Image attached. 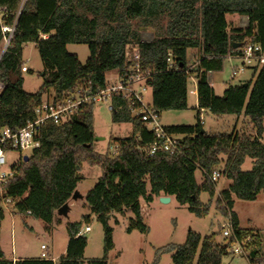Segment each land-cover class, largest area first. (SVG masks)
<instances>
[{
	"label": "trees",
	"instance_id": "obj_1",
	"mask_svg": "<svg viewBox=\"0 0 264 264\" xmlns=\"http://www.w3.org/2000/svg\"><path fill=\"white\" fill-rule=\"evenodd\" d=\"M21 1L0 0V9L7 14L5 24L13 22ZM227 15L245 17L247 27L229 29ZM156 27L158 34L151 42L140 40L141 30ZM31 43L43 75L39 89L29 94L22 89V50ZM74 44L88 47L85 65L67 53L66 46ZM130 44L138 47L141 71L150 74L149 106L158 116L185 110L188 80L190 76L195 79L196 124L164 127L167 133L180 136V154L158 151L148 156L145 148L154 141L153 134L118 97L111 100V122L129 124L131 135L114 140L113 154L94 151L93 105L73 112L65 123L56 125L48 120L41 127L39 147L26 161L22 157L11 165L12 175L0 188V225L6 199L14 214L51 223L75 192L82 166H99L102 174L86 193L85 202L103 229V258L88 264H107L106 256L114 248L108 226L112 213L124 209L132 213L125 228L128 234L149 231L142 222L140 199L149 203L154 197H173L194 216L204 217L208 206L199 196L208 194L209 202L214 198L216 182L211 181V175L225 158L219 172L230 184L219 191L215 204L230 223L231 236L223 237L221 243L216 240L217 233L202 238L189 231L184 244L156 249L150 264H160L164 255H170L171 264H223V258L233 254L236 242L247 253L249 264H264L258 232L240 228L232 211L233 198L253 201L264 194V63L251 69L250 81L228 84L222 96H216L207 81V74L220 71L226 57L234 56L243 45H259L264 51V0H26L10 45L0 59V82L4 85L0 130L15 131L33 120L34 110L45 96L59 101L80 87L91 92L104 88L107 73H125L124 52ZM191 50L197 51L194 67ZM168 58L172 68H168ZM201 111L214 116L243 115L256 136L207 134L202 130ZM246 159L251 160V169L243 171ZM196 170L203 177L200 185L195 181ZM89 221V216H83L81 221L67 224L65 253L57 262L49 258L12 261L0 248V264H82L87 240L78 234Z\"/></svg>",
	"mask_w": 264,
	"mask_h": 264
},
{
	"label": "rangeland",
	"instance_id": "obj_2",
	"mask_svg": "<svg viewBox=\"0 0 264 264\" xmlns=\"http://www.w3.org/2000/svg\"><path fill=\"white\" fill-rule=\"evenodd\" d=\"M234 17L227 15L229 22ZM237 20L238 18L235 17ZM244 29L247 27V19L244 17ZM230 23V22H229ZM233 28L232 23L229 29ZM142 31V30H141ZM147 32V31H144ZM146 36V35H145ZM150 37L149 35L146 36ZM67 53L75 55L81 65H85L89 57L86 45H67ZM197 52L190 58L191 66H195ZM22 89L24 92L35 93L41 86L42 64L34 44H27L22 50ZM233 65H240V62L233 59L223 61L220 71L211 75L210 86L216 96H222L227 85H239L252 79V70L246 69L242 75L231 79V68ZM115 76V72L106 74V81H110ZM145 101L150 102V92L145 94ZM196 93L195 79L189 77L187 87V108L183 111H167L161 114L160 123L164 126H194L196 124ZM92 125L94 132V151L98 154H113L116 139L128 138L131 135L129 124L116 125L111 122V112L108 110V103H99L92 110ZM200 119L202 130L207 134L231 133L255 137L256 132L248 119L243 115L234 116H214L208 111H201ZM180 138V136H176ZM264 144V133L261 137ZM30 152L25 151L22 157L29 156ZM19 160L17 153L7 154V165H11ZM216 171L221 170L225 158ZM8 167L0 169L6 171ZM243 171L251 169V160L246 159L241 167ZM102 170L99 166H88L84 164L79 173L80 182L78 184V194L80 199L71 202L66 216L55 214L51 223H45L40 219L29 216L24 218L11 216L10 208L2 205L4 219L0 225L1 244L5 257L8 260L14 258L38 259L41 254L56 262L62 255L66 246L67 233L66 226L69 223L81 221L83 216H89V223L83 224L81 234L86 238L87 245L83 253V263L88 264L90 260L103 258V229L97 221L96 216L91 213L85 202L86 193L93 188ZM195 181L200 185L203 177L200 170L195 172ZM230 181L224 177L216 181V193L209 202V196L201 193L199 200L208 206V213L204 217H196L190 213L186 205H179L174 198L171 202L163 204L158 198H153L147 203L143 199L139 200L142 222L148 228L147 234L133 231L130 234L125 232L132 213L124 209L121 213H112L108 220V226L112 229V240L114 248L107 254V264H150L154 251L168 244L182 245L186 240L189 231L199 234L202 238L217 233L216 240L223 242L222 229L228 225L227 219L218 210L215 199L218 191L227 189ZM232 211L238 219L239 227L242 229H253L257 231L261 240V255L264 258V194L260 193L253 201H244L233 198ZM89 231L85 232V227ZM41 246L46 249L41 250ZM243 249V248H242ZM223 264H249L247 253L243 250L241 254H231L223 258ZM160 264H171L170 255H164Z\"/></svg>",
	"mask_w": 264,
	"mask_h": 264
},
{
	"label": "built area",
	"instance_id": "obj_3",
	"mask_svg": "<svg viewBox=\"0 0 264 264\" xmlns=\"http://www.w3.org/2000/svg\"><path fill=\"white\" fill-rule=\"evenodd\" d=\"M26 0H22L19 10L11 24L4 23L3 18L7 14H3L0 9V32L2 41L0 44V59L7 51L13 34L15 32L17 17ZM125 60L128 67L123 75L115 76L107 81L102 89L91 92L88 87H80L71 95L64 97L62 100H54L51 96H45L39 107L34 110V119L28 121L21 129L11 131L7 127L0 130V169L8 167L6 171L0 170V188L6 184L12 175L11 165H7V154L17 153L19 160L25 151L31 152L39 147V135L41 127L46 121L51 120L54 124L59 125L67 122L69 115L78 111L80 108L90 105L95 106L99 103H108V110L112 111L111 100L118 97L125 102L129 113L138 118L153 134L154 141L145 148L148 156L154 155L158 151L166 152L170 155L180 154L179 144L180 138L171 135L165 131V128L159 121V116L151 109L149 103L145 101V94L149 91L148 81L150 74L142 72L140 67V54L136 45L130 44L125 47ZM227 60H237L240 65H233L231 68V79L238 75H242L246 69L259 67L264 63V51L259 45L245 44L237 49L234 56H227ZM168 68H172L171 58L167 59ZM212 72L207 74V81H211ZM4 85L0 82V93L3 91ZM115 150V148H114ZM114 153V152H113ZM15 163H17L18 161ZM13 163V164H15ZM220 178V172L214 171L211 175V181L216 182ZM9 199L2 201V205L8 207ZM222 236L229 238L231 236V226L228 225L222 229ZM85 232L89 231L85 227ZM81 232L78 234L80 235ZM45 250L44 246L40 247ZM243 253L242 246L239 242L233 245V254ZM41 258H47L45 254H41Z\"/></svg>",
	"mask_w": 264,
	"mask_h": 264
},
{
	"label": "crops",
	"instance_id": "obj_4",
	"mask_svg": "<svg viewBox=\"0 0 264 264\" xmlns=\"http://www.w3.org/2000/svg\"><path fill=\"white\" fill-rule=\"evenodd\" d=\"M232 16V15H231ZM232 17H234V19H232L231 21H229L230 23H232V25H233V28H243L242 26H244V21H242V19L244 18V17H241V16H236V15H233ZM235 17H237L238 19L236 20L235 19ZM228 22V23H229ZM229 23V24H230ZM165 24V21H163L162 22V25L161 26H163ZM156 30H158V28L156 27V29H153V28H149V29H147V30H142L141 32H140V40L142 41V42H145V43H149V42H151L152 40H153V38H154V35L155 34H158V32L156 31ZM144 31H147V32H144ZM147 35H149L150 37H146ZM197 51L196 50H191L189 53L190 54H195ZM209 84H211L210 83V81L208 82ZM160 117H161V115H159V121H160ZM163 127H168V126H164V125H162ZM79 184V183H78ZM78 184H77V186H76V191H78ZM220 191V190H219ZM218 191V192H219ZM172 198L173 197H170V201L169 202H171V200H172ZM72 201H74V200H68V202H67V205H68V209H69V207L71 206V202ZM69 211V210H68ZM10 215L11 216H17V217H20V216H18V215H16V214H14V212H12V210H10ZM67 241H68V236H67ZM67 241H66V245H67ZM0 248H1V250H2V244H1V234H0ZM65 249H66V246H65ZM65 249H64V251H63V255H64V253H65ZM2 252H3V250H2ZM3 254H4V257H5V253L3 252ZM62 255V256H63ZM6 258V257H5ZM7 259V258H6ZM19 259H26V258H14V256H13V258H12V261H16V260H19ZM57 262V261H56Z\"/></svg>",
	"mask_w": 264,
	"mask_h": 264
},
{
	"label": "water",
	"instance_id": "obj_5",
	"mask_svg": "<svg viewBox=\"0 0 264 264\" xmlns=\"http://www.w3.org/2000/svg\"><path fill=\"white\" fill-rule=\"evenodd\" d=\"M238 46L236 45L235 48H237ZM43 75V73L41 74V76ZM28 159L27 156L24 157V161H26ZM76 199H80V195L78 194V192L75 190V192L73 193L72 197H71V200H76ZM159 199V202L160 203H163V204H167L169 203L170 201V197L168 196H161L158 198ZM68 205L67 203L64 204L61 208H59L56 212L57 215H60V216H66L67 213H68Z\"/></svg>",
	"mask_w": 264,
	"mask_h": 264
}]
</instances>
